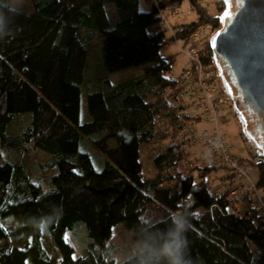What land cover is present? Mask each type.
I'll list each match as a JSON object with an SVG mask.
<instances>
[{
  "label": "trees",
  "instance_id": "obj_1",
  "mask_svg": "<svg viewBox=\"0 0 264 264\" xmlns=\"http://www.w3.org/2000/svg\"><path fill=\"white\" fill-rule=\"evenodd\" d=\"M182 1L152 0L140 10V0H30L31 12L13 18L0 39V143L19 156L0 163V240L9 236L18 244L0 245V264H102L99 249L77 255L68 230L80 227L103 246L121 222L134 240L145 214L165 221L181 208L189 215L193 264H264V167L258 165L255 180L261 199L243 193L237 214L220 190L237 186L223 178L228 168L196 165L177 140L183 122L172 116L170 100L183 89L168 75L173 55L160 49L168 40L163 18ZM189 2L196 19L177 26L172 38L187 41L199 23L217 26L220 0L209 11ZM205 51L211 65L208 42ZM94 55L105 73L133 66L143 73L118 83L103 75L88 79ZM102 76L105 85L87 95L89 117L81 122V86L98 89ZM27 114L24 129L9 130ZM156 141V173L146 176L140 148ZM30 147L48 155L26 168ZM187 158V167L193 165L180 172ZM217 168L224 172L216 183L205 179Z\"/></svg>",
  "mask_w": 264,
  "mask_h": 264
},
{
  "label": "rangeland",
  "instance_id": "obj_2",
  "mask_svg": "<svg viewBox=\"0 0 264 264\" xmlns=\"http://www.w3.org/2000/svg\"><path fill=\"white\" fill-rule=\"evenodd\" d=\"M149 1H152V0H149ZM149 1L140 0V4H139L140 10H147L149 6ZM196 1H199L201 6H203L209 11V9L212 8V3L214 0H196ZM111 7L114 8L112 4H109L107 6V9ZM31 10H32V6L30 3V0H24L23 12L30 13ZM112 14L115 15V18H116L115 12H113ZM195 19H196V13L193 10V7L190 4L189 0H183L180 3V5L174 10L173 15L169 14L167 15V17L164 16L163 18V23L166 25L165 35L168 40L166 44L162 46V48L160 49V53L163 56L173 55L171 71L175 73H181L184 67L188 64L187 62H190L191 59L186 54V50H185L186 48H188L190 43L188 40L184 41L183 38H180L178 36L175 38H172V34L178 28L177 26L189 24L195 21ZM114 21L111 20V22H114ZM199 25L204 26L207 30L208 38L205 41L206 43L208 42V39L210 35L212 34V32L215 30V27L212 28L210 23L209 24L199 23L196 26H199ZM205 43L203 44L204 46L202 45L204 48V51H205ZM95 44H96L97 49L98 48L100 49V40L96 41ZM97 58L98 57L94 55L96 67L94 68L92 75H90L88 79L97 78V76L103 75L111 83H118L119 81H123L128 78L136 77L143 73L142 68L138 66L128 67V68L120 69L114 72L105 73L102 70V68H99V66L97 65L98 63ZM210 66L213 68L212 63ZM103 76L102 78L99 77L96 81V85L99 86L98 89L95 86L86 85V83L82 84L81 86V97H80V120L81 122H84V120L88 119L89 117V113L87 110V95L96 90L99 91L101 87L105 85V82L103 81ZM219 86H220V82H219ZM165 94H167V91H165ZM174 98L175 97L171 98L170 100V109L171 110L173 109L172 116L174 115L176 116V111H177V109L172 106V102L173 100H175ZM226 98L228 101V106L226 110L229 116H224L222 113L216 114L215 120H212L209 123H205L203 121H206V120H204L205 118L203 117H205L206 115L208 116V114L202 111V106H201V109L196 108V107H191L192 103L188 104L191 98H189V101L185 98L184 102L186 105L178 106L182 108L183 112H185V113H181L180 118L181 120L184 118L187 124L191 125L192 123L194 128H199V127H202V128L206 127L207 129H209L210 127L211 128L213 127L214 129L218 128V131H220V133L225 134V139H226L225 142H226L227 148L229 149L230 156L233 155L235 157L234 159L235 165L232 168H230V171L231 170L239 171L240 173H243L246 175V178H248L249 182L251 181L255 182V180H257V178L259 177V173H260V168L258 167L259 164H257L258 160L257 158L253 157L249 149L248 142L243 138L241 132L239 131L240 130L239 124L237 122L235 115H233L232 113L230 115V112H232V109H231L232 101L227 96ZM29 119H30V116L28 114L25 116H21V118L19 119L17 118V121L14 123V125L13 126L10 125L9 130L12 131V129H15V130L17 129L21 130V128L24 129ZM181 120H179V118L176 119V121H181ZM160 130L164 131L162 128ZM102 135L107 137V141L109 143H113V140L108 138V135H106V132L102 133ZM160 143L161 142L156 141L155 143L153 142V143H149L144 146L142 145L140 148L141 150L140 158L143 162V171L146 176H154L156 173V170L153 164V153L156 151V149H158V146H159L158 144ZM30 146L32 145L30 144ZM179 146H180L181 151L185 152V148L183 147V144L181 142H179ZM202 147L192 145V146H188L186 149L190 152V154H192L194 158H198V156H201L203 152L206 151V149ZM30 148L31 149H30L28 156L24 160L22 159L23 166H25L26 168H28V166L29 168L30 167L33 168L34 164H38V162H41L42 160L46 159L45 157L47 154L46 152H44L41 149L36 150L33 147H30ZM0 152H1L0 163L8 162V163L13 164L17 161V158L19 156L17 152L14 153V152L7 150L1 143H0ZM81 162H82V165L85 171H89L90 168L92 167L91 163L88 162L86 157H82ZM224 164L225 163H223V165ZM223 172H224L223 168L213 169L209 172V174L205 175V179L208 178L210 182L216 183V181L219 179V177L221 176ZM244 185L246 184L244 183ZM209 187H210V190L213 191V188H215L216 186L210 185ZM255 188L258 189L257 187ZM253 192H254V189H253ZM257 194L261 199L260 194L258 192ZM246 204L251 205L250 201L247 202ZM240 210H241V207H240ZM68 232L70 233V235L69 234L67 235V238H68L67 240L75 248V253L77 255H84L85 253L88 254L89 252L93 254L97 249H99L98 252L102 251V254H103L102 264H111L112 261L115 264L118 263L117 256H118L119 250L122 249L129 242L133 241L132 230L126 228L125 225L121 222L113 226L111 234L105 240L103 246L92 243L91 239L86 235L85 231L80 227L72 231L68 230ZM4 244L12 246L18 243L12 237L10 238L8 236L7 239L0 240V245H4Z\"/></svg>",
  "mask_w": 264,
  "mask_h": 264
},
{
  "label": "water",
  "instance_id": "obj_3",
  "mask_svg": "<svg viewBox=\"0 0 264 264\" xmlns=\"http://www.w3.org/2000/svg\"><path fill=\"white\" fill-rule=\"evenodd\" d=\"M220 1L208 39L211 63L239 131L264 167V0Z\"/></svg>",
  "mask_w": 264,
  "mask_h": 264
},
{
  "label": "built area",
  "instance_id": "obj_4",
  "mask_svg": "<svg viewBox=\"0 0 264 264\" xmlns=\"http://www.w3.org/2000/svg\"><path fill=\"white\" fill-rule=\"evenodd\" d=\"M207 38L206 28L201 25L196 26L189 36L188 41L190 44L188 48L185 49L186 54L191 59L190 62H187L188 64L184 67L181 73L170 71L168 74L176 81V86L183 89L175 94L177 96H175V100L172 102V106L177 109L176 116L179 120H181V113L185 112H183L182 108L178 106L186 105L184 102L185 98L188 101L189 98H191L190 102L187 101L188 104L192 103L191 107L201 109L202 106V111L208 114V116L206 115L203 117L205 118L204 120H206L203 121L205 123L215 120L216 114L222 113L223 115H228L226 110L228 101L226 95L220 89L217 74H215L216 72H214V69L204 61L206 58V52L204 51L203 44ZM181 121L183 123L181 130L178 131L177 140L183 144L185 152L188 151L186 148L192 145L200 147L203 146L202 148L206 149L201 156L194 158L195 164L200 167L220 166L228 168V171L225 170L223 178H230V180L237 184V186L229 190L224 187L220 189L227 202L230 203L231 210L234 213L239 214L241 211L240 207L243 202V193L248 194L251 199H259L254 181L249 182L246 175L240 173L239 171H230V168L235 165V157L233 155L230 156L229 154L224 134L220 133L218 128L214 129L213 127H210L209 129L206 127H199L196 131L192 123L191 125L187 124L184 118ZM187 160L188 158L180 161V172L186 171L190 165H193V161H191L187 167ZM223 163L225 164L223 165ZM244 183L246 185H244ZM216 187L219 186L217 185ZM216 187L213 188V190L216 189ZM262 205L263 212L264 202Z\"/></svg>",
  "mask_w": 264,
  "mask_h": 264
},
{
  "label": "clouds",
  "instance_id": "obj_5",
  "mask_svg": "<svg viewBox=\"0 0 264 264\" xmlns=\"http://www.w3.org/2000/svg\"><path fill=\"white\" fill-rule=\"evenodd\" d=\"M24 0H0V39L9 35L15 16L23 11ZM164 223L165 227H160ZM190 220L184 208L173 211L167 220L145 214L139 221L136 238L118 252V264H193L187 233Z\"/></svg>",
  "mask_w": 264,
  "mask_h": 264
}]
</instances>
